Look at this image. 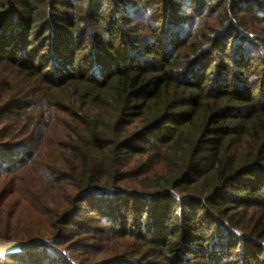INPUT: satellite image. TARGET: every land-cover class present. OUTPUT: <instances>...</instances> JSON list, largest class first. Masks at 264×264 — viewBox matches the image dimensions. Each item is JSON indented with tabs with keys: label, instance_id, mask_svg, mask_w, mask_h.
Returning <instances> with one entry per match:
<instances>
[{
	"label": "trees",
	"instance_id": "trees-1",
	"mask_svg": "<svg viewBox=\"0 0 264 264\" xmlns=\"http://www.w3.org/2000/svg\"><path fill=\"white\" fill-rule=\"evenodd\" d=\"M0 264H264V0H0Z\"/></svg>",
	"mask_w": 264,
	"mask_h": 264
},
{
	"label": "water",
	"instance_id": "water-1",
	"mask_svg": "<svg viewBox=\"0 0 264 264\" xmlns=\"http://www.w3.org/2000/svg\"><path fill=\"white\" fill-rule=\"evenodd\" d=\"M2 242L6 243L10 247L9 251L5 252L4 255L26 252V251L32 250L36 247H39L45 244V241L41 239L33 240L30 242H26V243L5 242V241H2Z\"/></svg>",
	"mask_w": 264,
	"mask_h": 264
},
{
	"label": "bare ground",
	"instance_id": "bare-ground-1",
	"mask_svg": "<svg viewBox=\"0 0 264 264\" xmlns=\"http://www.w3.org/2000/svg\"><path fill=\"white\" fill-rule=\"evenodd\" d=\"M10 247L3 242H0V252H2L3 254L7 251H9Z\"/></svg>",
	"mask_w": 264,
	"mask_h": 264
},
{
	"label": "clouds",
	"instance_id": "clouds-1",
	"mask_svg": "<svg viewBox=\"0 0 264 264\" xmlns=\"http://www.w3.org/2000/svg\"><path fill=\"white\" fill-rule=\"evenodd\" d=\"M4 258H5L4 254L3 253L0 254V259H4Z\"/></svg>",
	"mask_w": 264,
	"mask_h": 264
},
{
	"label": "rangeland",
	"instance_id": "rangeland-1",
	"mask_svg": "<svg viewBox=\"0 0 264 264\" xmlns=\"http://www.w3.org/2000/svg\"><path fill=\"white\" fill-rule=\"evenodd\" d=\"M3 241V239H0V242H2Z\"/></svg>",
	"mask_w": 264,
	"mask_h": 264
},
{
	"label": "snow or ice",
	"instance_id": "snow-or-ice-1",
	"mask_svg": "<svg viewBox=\"0 0 264 264\" xmlns=\"http://www.w3.org/2000/svg\"><path fill=\"white\" fill-rule=\"evenodd\" d=\"M0 254H2V252H0Z\"/></svg>",
	"mask_w": 264,
	"mask_h": 264
}]
</instances>
